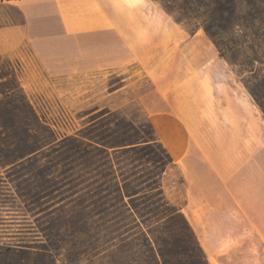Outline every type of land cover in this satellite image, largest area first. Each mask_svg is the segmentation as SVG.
Returning <instances> with one entry per match:
<instances>
[{"label": "rangeland", "instance_id": "1", "mask_svg": "<svg viewBox=\"0 0 264 264\" xmlns=\"http://www.w3.org/2000/svg\"><path fill=\"white\" fill-rule=\"evenodd\" d=\"M147 1L182 27L184 32L191 34L194 29L213 49L216 94L222 108L221 123L225 127L234 126L239 115L246 125V132H242L245 138L255 140L258 145L264 144V0H232L231 5L227 0ZM165 6H169L171 12ZM229 8L232 11H228ZM206 30L214 36L219 48ZM207 46L204 48L207 49ZM125 77H129L131 90L112 100L110 93L122 84L120 80ZM5 87L25 94L60 140L64 136L84 132L95 119L101 123L100 133L105 138L112 136L108 141L129 140L133 135L131 132L116 134L118 131L112 125L116 118L104 119V114L115 110L122 101L125 105L115 112L119 113L118 118L125 127L134 124L146 133H152L148 115L136 98L152 91L154 83L138 73L136 68L121 76L109 72L86 78H50L45 76L35 58L25 53L18 59L0 57V90ZM100 108L103 109L96 112ZM235 133L238 131L222 129L215 132L216 137L224 139H235ZM155 149L163 156L161 150ZM109 151L113 153V150ZM66 152L64 147L46 149L34 162L32 184L37 195L35 207L47 210L36 217L26 213L22 200L15 193L14 184L1 172L0 264L161 263L157 245L148 238V233L153 232L172 239L161 216L148 224L139 220L110 221L111 217L109 221H100L96 207H90L88 201L87 180L93 178L91 183L99 186L105 183L103 178L111 174H129L133 169L132 158L116 160L114 155L109 157L103 152H92L87 156L80 152L69 161ZM139 165L134 163V167ZM150 167L145 165L143 169L148 173ZM71 168L73 171H70ZM26 180L20 181L23 188L27 187ZM123 181L124 178H119L118 182ZM163 186L165 197L171 204L178 208L184 206L186 193L180 171L168 168ZM107 204L114 208L117 202L111 199ZM8 245H21L27 251L23 254L8 253L5 251ZM191 246L196 247L195 243ZM184 258L186 256L174 250L172 259L175 264L184 263ZM208 262L264 264V247L256 240L242 241L220 258L208 259Z\"/></svg>", "mask_w": 264, "mask_h": 264}, {"label": "crops", "instance_id": "2", "mask_svg": "<svg viewBox=\"0 0 264 264\" xmlns=\"http://www.w3.org/2000/svg\"><path fill=\"white\" fill-rule=\"evenodd\" d=\"M205 45L147 0H0V57L29 53L50 78L136 68L154 83L136 100L181 173V212L207 260H216L242 241L264 247V144L245 138L237 114L236 125L221 123L215 53ZM128 80L112 100L131 90ZM222 129L238 133L216 137Z\"/></svg>", "mask_w": 264, "mask_h": 264}, {"label": "trees", "instance_id": "3", "mask_svg": "<svg viewBox=\"0 0 264 264\" xmlns=\"http://www.w3.org/2000/svg\"><path fill=\"white\" fill-rule=\"evenodd\" d=\"M227 1L230 5L233 4L232 0ZM165 9L171 12L169 6H165ZM228 11H232V8ZM206 32L219 48L214 36L208 30ZM195 33L193 29L191 34ZM221 56L223 57V54ZM5 88L0 90V174L1 172L6 174L10 183L14 184L15 193L22 200L26 213L36 217L47 212L44 208L35 207L37 195L32 184L34 162L46 149L66 148L69 161L80 152L86 156L92 152H103L109 157L114 155L116 160L130 156L133 160L131 164L133 169L129 174L121 176L111 174L104 177L105 183L102 182L99 186L91 183L93 178L85 182L88 201L91 203L90 207H96L97 218L100 221H109L111 217L110 221L116 222L139 220L142 224H148L161 216V220L165 222L164 227L172 239L157 236L153 232L148 233L149 241L157 245L161 257L159 264H175L172 259L174 250L177 254L186 256L185 262L180 264H209L187 218L180 208L171 204L165 197L162 179L168 168H172L173 160L157 141L151 124V134L134 124H129V128H126L118 118L119 113L107 111L104 119L108 121L116 118V121H112V125H115L118 131L116 134L126 135L127 131L131 132L133 135L129 140L108 141L112 136L105 138L100 133L101 123L96 119L84 132L79 131L60 140L38 115L25 94L16 93L15 89L9 87ZM155 148L161 150L163 156ZM109 150H113V153ZM134 163L140 165L134 167ZM145 165L151 166L148 173L143 169ZM111 166L114 170L112 162ZM70 171H73V168ZM25 178L27 187L23 188L20 181ZM119 178H124V181L119 183ZM111 183L113 186L109 187ZM111 199L115 200L118 206L114 208L108 206L107 202ZM193 243L196 247L191 246ZM5 248L8 253L23 254L27 251V248L21 245H8Z\"/></svg>", "mask_w": 264, "mask_h": 264}]
</instances>
